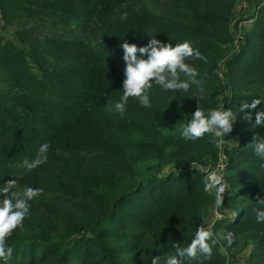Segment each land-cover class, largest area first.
Masks as SVG:
<instances>
[{"label": "trees", "instance_id": "trees-1", "mask_svg": "<svg viewBox=\"0 0 264 264\" xmlns=\"http://www.w3.org/2000/svg\"><path fill=\"white\" fill-rule=\"evenodd\" d=\"M239 1L0 0V20L19 21L18 42L0 39V186L44 189L0 264H151L156 256L164 264L200 225L232 231L231 248H250L247 264H264V224L254 217L264 161L251 145L264 127L252 126L254 115L245 121L251 110L239 111L264 97V4L220 78ZM153 36L173 46L190 41L207 57L190 61L203 108L221 106L222 89L230 92L237 120L224 181L233 189L219 206L202 169L218 161L219 147L207 134L189 142L179 131L198 106L195 86L180 100L154 86L152 107L129 98L123 117L106 107L123 94L119 45L144 46ZM221 248L204 264H227Z\"/></svg>", "mask_w": 264, "mask_h": 264}, {"label": "clouds", "instance_id": "clouds-1", "mask_svg": "<svg viewBox=\"0 0 264 264\" xmlns=\"http://www.w3.org/2000/svg\"><path fill=\"white\" fill-rule=\"evenodd\" d=\"M123 18L127 19V13L123 14ZM119 48L125 62L123 94L117 102L106 104L109 111L123 117L129 98H134L144 109L151 108L150 93L154 86L162 93L174 94L176 99L190 94L192 87L195 86L199 92L196 98L198 106L190 118L180 125L181 138L195 142L207 134L217 147L229 142L225 137L233 131L237 116L232 108H226L224 105L213 109L201 106L205 94L203 82L198 78L200 77L198 68L190 61L206 63L207 57L199 49L194 48L190 41L185 40L173 46V43H164L153 36L144 46L138 47L135 43L123 42ZM258 105H264V97L256 96L250 103H241L239 111L251 110L245 115V121L251 123L254 115L255 123L252 126L264 127V107L256 111ZM254 139L256 142L251 144L254 153L259 160L264 161V138L257 136ZM48 148V144H43L40 152H46ZM15 184V181H9L6 185L0 186V262H6L11 258L13 248L7 244V240L15 230L23 228V222L30 214L29 202L44 191L43 188L31 186L16 191ZM228 189L229 185L223 181L222 174L212 173L205 178L204 190L215 192L217 206L223 204ZM254 217L257 224H264V199H259ZM218 241L224 242L221 250L231 248L235 243L234 233L230 230H221L214 234L200 225L187 246H180L179 243L172 245L174 252L164 258V264H184L185 260L204 264V261L212 258L213 249ZM151 264H161V257H152Z\"/></svg>", "mask_w": 264, "mask_h": 264}, {"label": "rangeland", "instance_id": "rangeland-1", "mask_svg": "<svg viewBox=\"0 0 264 264\" xmlns=\"http://www.w3.org/2000/svg\"><path fill=\"white\" fill-rule=\"evenodd\" d=\"M264 0H240L237 8H235V12L237 14L235 21L232 25L233 34H234V42L231 45L230 52L228 53L227 58L220 65V78L224 81L223 71L226 68V62L228 59H231L234 55H237L238 51L241 50V46L244 44L246 40V36L248 34V27L254 25L258 16L259 9L263 6ZM1 12V10H0ZM19 27V21L7 24L4 21L0 20V39L5 42V40H10L13 42H18L16 37V30ZM248 54L245 56L244 61L247 59ZM221 105H224L227 108L230 92L227 87H224L221 92ZM235 128L236 123L233 125V131L228 134L225 139L229 140V142L219 147V157L218 161L208 163L205 166H202L203 171L209 176L212 173L222 174L223 181L227 175L228 164H229V152L230 143L235 136ZM239 145V142H238ZM233 188H229L225 195H229ZM213 197L215 198V192L211 191ZM216 220H225L227 216H223L220 212L214 213ZM220 246H222L223 242L218 241ZM250 253V248L243 247H233L230 250H222V254L226 258L227 264H247V256ZM232 255L234 257H232Z\"/></svg>", "mask_w": 264, "mask_h": 264}]
</instances>
